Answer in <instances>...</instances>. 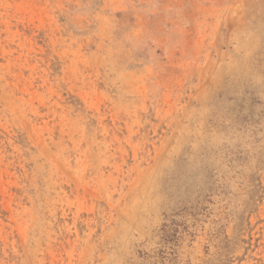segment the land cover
Here are the masks:
<instances>
[{
  "label": "rangeland",
  "instance_id": "obj_1",
  "mask_svg": "<svg viewBox=\"0 0 264 264\" xmlns=\"http://www.w3.org/2000/svg\"><path fill=\"white\" fill-rule=\"evenodd\" d=\"M0 264H264V0H0Z\"/></svg>",
  "mask_w": 264,
  "mask_h": 264
}]
</instances>
